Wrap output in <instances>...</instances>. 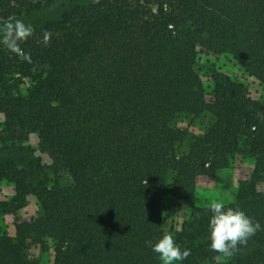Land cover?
I'll list each match as a JSON object with an SVG mask.
<instances>
[{
  "label": "trees",
  "instance_id": "16d2710c",
  "mask_svg": "<svg viewBox=\"0 0 264 264\" xmlns=\"http://www.w3.org/2000/svg\"><path fill=\"white\" fill-rule=\"evenodd\" d=\"M10 19L34 33L20 44L29 60L0 43V188L14 187L0 200L12 219L0 264H42L36 251L52 264H162L146 242L162 237L166 195L190 206L168 229L191 252L183 264H264V231L226 257L196 205L200 182L250 160L226 207L264 228V98L229 77L208 92L197 70L200 56H230L264 89V0H0V25ZM203 114L212 125L179 153L178 120ZM34 134L39 155L22 146ZM31 197L39 209L24 215Z\"/></svg>",
  "mask_w": 264,
  "mask_h": 264
},
{
  "label": "rangeland",
  "instance_id": "374dc122",
  "mask_svg": "<svg viewBox=\"0 0 264 264\" xmlns=\"http://www.w3.org/2000/svg\"><path fill=\"white\" fill-rule=\"evenodd\" d=\"M197 70L208 92L212 90L213 80L216 76L221 78L229 77L234 81L243 84L249 91L253 99L262 100L264 98V89L260 83L248 74L235 60L230 56H221L219 58L200 56L197 60ZM210 115L203 114L201 116H183L178 120V125L187 130L189 137L179 148V153L188 151L191 139L194 136L204 135L213 123ZM4 117L0 115V132L3 130ZM24 149L30 148L34 151V155H39L38 137L32 135L29 141L22 143ZM13 156L18 160L22 159L18 152V147H9ZM25 151H23L24 153ZM32 152V151H31ZM45 162L48 160L45 158ZM238 164V163H237ZM250 160H245L240 167L227 169L219 173L212 180L200 182L198 185L197 206H209L212 202L220 201L226 205L232 203L235 199L239 180L242 174L252 167ZM258 191L264 193V183L258 186ZM14 195V187L11 184L3 183L0 188V200H7ZM39 209L36 198L29 199L28 207L23 214H32ZM164 226L167 229H180L182 223L190 216V206L166 195L163 201ZM12 219L10 217L0 216V235L12 232ZM248 251L251 252L256 248V243L250 238L247 242ZM40 257L42 264H52V254H42L36 251ZM174 264H183L181 261H175Z\"/></svg>",
  "mask_w": 264,
  "mask_h": 264
},
{
  "label": "clouds",
  "instance_id": "9594fccd",
  "mask_svg": "<svg viewBox=\"0 0 264 264\" xmlns=\"http://www.w3.org/2000/svg\"><path fill=\"white\" fill-rule=\"evenodd\" d=\"M93 3H99V0H93ZM33 33L32 25L25 24L20 19L5 20L0 25V43L17 54L21 60H29L30 54L23 53L20 44ZM51 35V32L44 31L45 45L50 42ZM209 209L212 213L209 221L210 248L226 257L234 255L240 246H246L248 240L258 231H264L258 221L254 222L239 208L226 207L223 202L216 201L209 205ZM162 233V237L154 244L151 241L146 242L159 255L162 264H174L175 261L185 260L191 255L190 250L180 248L166 227H162Z\"/></svg>",
  "mask_w": 264,
  "mask_h": 264
}]
</instances>
